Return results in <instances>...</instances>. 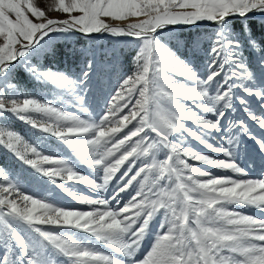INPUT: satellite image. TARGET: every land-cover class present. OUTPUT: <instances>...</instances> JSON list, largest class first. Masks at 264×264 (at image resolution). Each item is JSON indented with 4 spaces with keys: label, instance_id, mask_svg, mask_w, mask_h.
Listing matches in <instances>:
<instances>
[{
    "label": "snow or ice",
    "instance_id": "1",
    "mask_svg": "<svg viewBox=\"0 0 264 264\" xmlns=\"http://www.w3.org/2000/svg\"><path fill=\"white\" fill-rule=\"evenodd\" d=\"M55 8L67 18H49L34 0H0V116L13 114L59 138L77 150L84 165L96 169L98 176L102 173L101 182L74 170L59 154H43L6 127H0V146L53 182L76 181L94 190H105L120 167L125 162L129 166L120 177L123 186L110 199L76 197L79 203L93 206L90 211L34 198L21 190V179L13 170L0 166V264H58V255L67 258L66 264H264V219L226 210V205H238L264 212V179L214 175L188 162L247 175L236 163L238 138L246 136L264 153V136L255 134L244 119H228L235 100L247 119L264 130V0H55ZM131 18L135 19L125 26L109 22ZM204 22L215 30L192 41L194 49L202 41L208 43L206 70L198 74L191 61L181 60L169 44L179 47L173 29L198 28ZM105 33L139 43L133 57L135 70L122 80L98 121L62 111L52 101L31 98L13 82L19 65L33 81L75 94L88 113L83 105L98 58L111 53L79 49L71 43L63 46L64 51L52 42L58 35L68 40L76 34ZM246 52L256 56L258 72L250 68ZM56 56L79 59L83 65L79 75L41 61ZM174 75L192 86L178 83ZM237 89L244 95L237 96ZM253 97L260 115L247 99ZM182 101H190L191 106ZM124 108L128 112L118 115ZM185 121L200 130L186 127ZM213 132L219 136V147L208 142ZM173 135L175 140L170 139ZM188 137L225 158L194 150L186 142ZM134 181L139 185L134 195L113 210L110 200ZM58 187L74 196L63 183ZM157 215L154 242L137 258ZM44 226L83 230L112 254L74 234H54ZM117 253L124 259L115 258Z\"/></svg>",
    "mask_w": 264,
    "mask_h": 264
},
{
    "label": "rangeland",
    "instance_id": "2",
    "mask_svg": "<svg viewBox=\"0 0 264 264\" xmlns=\"http://www.w3.org/2000/svg\"><path fill=\"white\" fill-rule=\"evenodd\" d=\"M37 6L45 10L49 18L53 19H66L67 14L62 13L55 8V0H34ZM75 14V13H74ZM135 18L124 21H109L114 25L125 26L127 23L132 22ZM215 30L214 25L210 22H204L199 25L198 28H175L172 30L171 35L179 41V47L175 42L169 44L181 60L191 61V66L197 71V73H203L206 70L207 56L206 52L208 49V43L202 41L201 46L198 49H194L192 41L197 39L202 33H211ZM79 34L71 36L68 40H65L63 36H56L53 40V44L61 46L62 50L66 51L67 48L64 45L71 43L73 47L79 49H95L99 52H109L110 56H101L98 58V66L96 74L91 78L88 85V91L85 95L84 107L89 109L88 113L82 111L81 104L75 100V94L69 95L64 92L63 89L58 88L52 84H43L33 81L21 68L17 66L14 72V81L17 83L22 92L26 93L31 98H36L43 102H53V106L60 107L62 111H68L72 114L80 116L82 119H89V116L95 121H98L100 116L103 114L106 105L109 103L110 97L114 96L116 91L119 90V86L122 80L135 70V62L133 57L138 51V41L128 36H115L110 34H96L92 37H85L81 39L78 37ZM82 36V35H81ZM245 55L248 57L250 68L253 72H258L257 58L254 54L246 52ZM41 61L44 63L51 62L52 65L59 67L60 69H68L79 75L81 68L83 67L79 59L75 62L61 56L55 58H44L41 57ZM35 62V60L33 61ZM178 83H184L188 86H192L191 81H187L178 75H174ZM3 81H0L2 84ZM237 96L244 95L239 89L236 90ZM23 99L24 97H17ZM253 110L256 111L257 115L261 114V109L253 98H247ZM191 106L190 101H182ZM166 106V105H165ZM198 111L197 109H193ZM128 112V108H124L118 115H124ZM199 115H203L205 118L214 119V116L209 113L199 112ZM33 118L40 120L41 122H48L46 117L39 114H33ZM228 119L237 121L244 119L248 124L249 128L257 135L264 136V130H261L255 122L249 121L245 112L243 111L242 105L235 102L234 108L229 113ZM135 123V122H133ZM224 123V121H222ZM186 127L192 130H200L192 121H185ZM0 127H6L9 130H14L24 137L29 143L38 146L39 150L43 154L55 155L59 154L61 158L71 162V166L74 170L78 171L83 175H87L90 179L101 182L102 173L97 174V170L89 168L83 164L82 160L77 155V150L70 149L69 146L62 142L59 138L49 133H44L34 129L24 121L19 120L15 115L10 113H4L0 116ZM132 127V125H128ZM124 131H127L125 129ZM212 139L208 142L213 143L214 147L221 146L219 136L216 133H212ZM135 139V138H134ZM175 140V135L170 137ZM240 146L237 150L236 163L240 167L245 169L247 175H241L233 173L230 170H220L212 166L203 164L202 162L188 160L190 164L201 168L204 171L212 172L214 175H228L233 179H264V153H262L258 146L253 142L250 143V139L246 136H240ZM187 144L194 148V150L207 154L216 159H224L222 153H215L208 150L204 145L199 144L193 138H187ZM255 145V146H254ZM110 146V145H109ZM119 155V154H117ZM162 158V157H158ZM0 166L11 169L15 174L20 177L22 182V191L28 195H32L37 199H44L45 202L52 203L54 206L66 207L73 210L90 211L93 206L79 203L76 197L87 196L91 199H110L114 192L118 190V187H122L120 177L122 173L128 168V162H125L115 174V177L109 182L105 190H94L90 186L84 185L83 183L76 181H60L55 182L49 180L47 177L37 173L35 170L29 168L26 165L21 164L13 155L0 146ZM49 165H45L48 167ZM139 166V162H137ZM136 168H133V173ZM130 173L129 175L133 174ZM138 181L141 178H137ZM63 183L74 196L68 195L67 192L63 191L58 184ZM138 183L133 182L132 186L123 192L119 193V196L115 200H110V204L113 210H118L119 207H123L129 198L134 195L138 188ZM228 211H239L242 214L253 215L258 219H264V212L254 207H245L238 205H226ZM160 223V217H157L150 224V231L144 238L141 248L137 252V258H142L143 255L149 250L150 245L154 242V235L157 234V227ZM47 230H52L54 234H60L61 232H67L74 234L82 240H87L93 247L105 251L106 254H112L111 250L104 245L97 238L91 234L78 229H60L51 226H44ZM117 259H124L121 254H116ZM58 264H66L67 258L63 256L56 257Z\"/></svg>",
    "mask_w": 264,
    "mask_h": 264
},
{
    "label": "trees",
    "instance_id": "3",
    "mask_svg": "<svg viewBox=\"0 0 264 264\" xmlns=\"http://www.w3.org/2000/svg\"><path fill=\"white\" fill-rule=\"evenodd\" d=\"M78 37H79V38H81V39H83V38H84V37H83V36H81V35H79Z\"/></svg>",
    "mask_w": 264,
    "mask_h": 264
},
{
    "label": "water",
    "instance_id": "4",
    "mask_svg": "<svg viewBox=\"0 0 264 264\" xmlns=\"http://www.w3.org/2000/svg\"><path fill=\"white\" fill-rule=\"evenodd\" d=\"M177 28H188V27H177Z\"/></svg>",
    "mask_w": 264,
    "mask_h": 264
}]
</instances>
